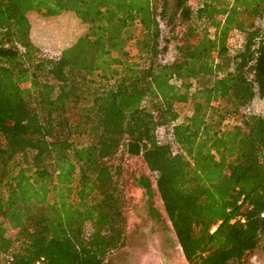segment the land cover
<instances>
[{"label":"trees","instance_id":"16d2710c","mask_svg":"<svg viewBox=\"0 0 264 264\" xmlns=\"http://www.w3.org/2000/svg\"><path fill=\"white\" fill-rule=\"evenodd\" d=\"M32 11L86 30L47 55ZM263 15L264 0H0V264H104L125 247L129 156L154 175L189 264H254Z\"/></svg>","mask_w":264,"mask_h":264},{"label":"rangeland","instance_id":"374dc122","mask_svg":"<svg viewBox=\"0 0 264 264\" xmlns=\"http://www.w3.org/2000/svg\"><path fill=\"white\" fill-rule=\"evenodd\" d=\"M29 18L34 41L50 56H57L86 30V25L74 13L68 11L56 16H45L32 11ZM256 23L264 27V15L257 19ZM229 41L233 50L241 47L244 41L243 29H235ZM173 54L171 45L166 60L172 59ZM251 105L253 112L264 115V98L255 97ZM158 137L161 141L173 142L170 130L166 127L158 129ZM124 162L127 245L110 253L104 264H189L167 217L154 175L144 159L142 156H129ZM141 175L151 180V195L139 185ZM248 260L254 264H264V244L251 252Z\"/></svg>","mask_w":264,"mask_h":264},{"label":"built area","instance_id":"2783aa9c","mask_svg":"<svg viewBox=\"0 0 264 264\" xmlns=\"http://www.w3.org/2000/svg\"><path fill=\"white\" fill-rule=\"evenodd\" d=\"M42 260H43V257H41L39 260H37L35 264H41Z\"/></svg>","mask_w":264,"mask_h":264}]
</instances>
